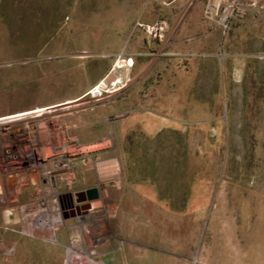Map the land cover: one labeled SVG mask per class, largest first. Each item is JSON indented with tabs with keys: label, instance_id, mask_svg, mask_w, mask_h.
Returning a JSON list of instances; mask_svg holds the SVG:
<instances>
[{
	"label": "rangeland",
	"instance_id": "obj_1",
	"mask_svg": "<svg viewBox=\"0 0 264 264\" xmlns=\"http://www.w3.org/2000/svg\"><path fill=\"white\" fill-rule=\"evenodd\" d=\"M221 13L210 0H0V118L51 107L58 125L0 132V264H264V1ZM59 133L87 151L56 147L33 181L22 157ZM92 189L88 216L65 218L64 196ZM47 200L64 223L54 240L5 224Z\"/></svg>",
	"mask_w": 264,
	"mask_h": 264
},
{
	"label": "bare ground",
	"instance_id": "obj_2",
	"mask_svg": "<svg viewBox=\"0 0 264 264\" xmlns=\"http://www.w3.org/2000/svg\"><path fill=\"white\" fill-rule=\"evenodd\" d=\"M114 75V74H113ZM124 78V77H123ZM115 80V78H114ZM107 81V80H106ZM110 81V80H109ZM102 84V85H101ZM99 86H96L95 90H100L101 86L105 83L101 82ZM110 84V83H109ZM107 86V85H106ZM110 86V85H109ZM113 87V86H112ZM51 107L48 108H40L35 110H30L22 113H18L15 115H10L6 117L0 118V132L2 129L6 131H14V132H21L23 134H35L36 136H40L41 139L46 135L42 129L47 126L53 130H55L58 125L53 120L51 114L54 111L49 110ZM38 141V140H36ZM65 137L62 133H59L57 137L50 140L44 148H36L34 149L35 152H31L29 157L24 156L22 157V161H28L32 168V175H29L33 181H39L41 179V168L45 167V163L48 162L52 155L55 152L56 147L63 145L65 146V150L67 153L71 155H82L87 151V149L77 147L75 145L66 146L65 145ZM38 152V153H37ZM7 160V157L5 158ZM108 172H112L116 174V166H112L107 168ZM18 177L14 176L13 178L8 179V187L12 190V193H15L16 185L18 184ZM54 189H56L57 196L59 195V190L57 187V183H54ZM51 191V190H50ZM49 190H45V195H50ZM0 193H2V188H0ZM84 193V192H83ZM83 193H79L77 195V200L81 201V196ZM105 197V196H104ZM4 195L3 193L0 196V203L4 202ZM87 203V202H86ZM86 205H89L87 203ZM92 208L96 207L95 203H90ZM77 212V211H76ZM79 215V214H78ZM79 221H82L80 214ZM4 222L6 225L10 226L17 222H21V225L25 232L37 235V236H49L52 240L55 238L54 228L56 226L64 225L62 221V213H60V208L58 205L57 200H47L43 206L40 208L33 207L32 209H23L22 212H18L15 210H8L3 213ZM84 234L89 237L91 234V224H86V230ZM1 248V246H0ZM88 262V261H87ZM67 264H90L84 263L81 261H74L68 260ZM104 264V263H98Z\"/></svg>",
	"mask_w": 264,
	"mask_h": 264
},
{
	"label": "built area",
	"instance_id": "obj_3",
	"mask_svg": "<svg viewBox=\"0 0 264 264\" xmlns=\"http://www.w3.org/2000/svg\"><path fill=\"white\" fill-rule=\"evenodd\" d=\"M264 0H210L211 9L221 10L223 21L229 20L235 13H240L241 8L251 9ZM227 26L225 25V28Z\"/></svg>",
	"mask_w": 264,
	"mask_h": 264
},
{
	"label": "flooded vegetation",
	"instance_id": "obj_4",
	"mask_svg": "<svg viewBox=\"0 0 264 264\" xmlns=\"http://www.w3.org/2000/svg\"><path fill=\"white\" fill-rule=\"evenodd\" d=\"M83 193V192H82ZM67 201L69 202L68 208L71 209V211L69 212H65L64 216L66 218V216L69 218L70 216L76 217L78 216V218L76 217L75 219L78 220L80 219V214H81V218L87 217L88 216V211L87 210H82L83 206H86L87 201H75L74 200V196L71 195V193H68L64 196ZM82 197V196H81ZM73 201V202H72ZM87 202V203H86ZM77 211V212H76ZM73 213V215L71 214ZM79 214V215H78Z\"/></svg>",
	"mask_w": 264,
	"mask_h": 264
},
{
	"label": "water",
	"instance_id": "obj_5",
	"mask_svg": "<svg viewBox=\"0 0 264 264\" xmlns=\"http://www.w3.org/2000/svg\"><path fill=\"white\" fill-rule=\"evenodd\" d=\"M98 198H99L98 190L97 189H92V190L87 191L86 193H83V195L81 197V201H89V202H91V201H94V200H96ZM87 208H90V205H86V206L82 207V209H87ZM66 218H68V217L66 216Z\"/></svg>",
	"mask_w": 264,
	"mask_h": 264
},
{
	"label": "trees",
	"instance_id": "obj_6",
	"mask_svg": "<svg viewBox=\"0 0 264 264\" xmlns=\"http://www.w3.org/2000/svg\"><path fill=\"white\" fill-rule=\"evenodd\" d=\"M162 197V195H160ZM163 198V197H162Z\"/></svg>",
	"mask_w": 264,
	"mask_h": 264
},
{
	"label": "crops",
	"instance_id": "obj_7",
	"mask_svg": "<svg viewBox=\"0 0 264 264\" xmlns=\"http://www.w3.org/2000/svg\"><path fill=\"white\" fill-rule=\"evenodd\" d=\"M94 89V88H93Z\"/></svg>",
	"mask_w": 264,
	"mask_h": 264
}]
</instances>
